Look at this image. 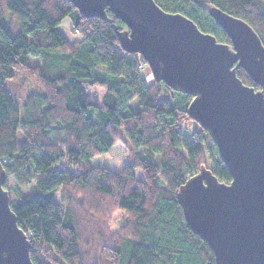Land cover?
Wrapping results in <instances>:
<instances>
[{"label":"trees","instance_id":"obj_1","mask_svg":"<svg viewBox=\"0 0 264 264\" xmlns=\"http://www.w3.org/2000/svg\"><path fill=\"white\" fill-rule=\"evenodd\" d=\"M154 1L231 45L208 13L214 6L249 24L264 44V0ZM107 15L109 21L86 18L68 0H0V162L14 181L5 188L30 258L216 264L187 226L178 193L202 166L226 184L231 175L209 132L189 117L192 97L163 82L148 84L139 71L147 63L120 46L127 27ZM67 18L80 41L60 32ZM30 57L40 63L30 65ZM18 76L37 89L15 94L7 83ZM237 76L260 89L243 69ZM89 87L104 90L100 103L89 100ZM168 93L183 96L182 103L174 105ZM184 120L198 129L189 131ZM119 212L125 219L113 232Z\"/></svg>","mask_w":264,"mask_h":264},{"label":"water","instance_id":"obj_2","mask_svg":"<svg viewBox=\"0 0 264 264\" xmlns=\"http://www.w3.org/2000/svg\"><path fill=\"white\" fill-rule=\"evenodd\" d=\"M86 18L127 27L121 48L139 54L155 82L190 95L189 117L207 130L231 182L202 166L178 193L187 226L212 250L216 264H264V44L245 21L219 8L209 15L231 45L202 32L186 16L165 12L154 0H68ZM243 69L260 87L237 76ZM0 162V264H33L30 240L19 227L5 191Z\"/></svg>","mask_w":264,"mask_h":264},{"label":"rangeland","instance_id":"obj_3","mask_svg":"<svg viewBox=\"0 0 264 264\" xmlns=\"http://www.w3.org/2000/svg\"><path fill=\"white\" fill-rule=\"evenodd\" d=\"M203 2L204 5H207V1L206 0H201ZM59 30L60 32L63 34V36L69 41V42H76V41H80L81 37L79 36L78 33H74V27L72 25V22L69 18L65 19L63 21V23L59 26ZM40 63V60L38 58H34V57H30L29 59V64L34 66ZM142 76L144 79H146V81L148 82V84H151L154 79H153V75L151 73L150 68L147 66H145V69L142 73ZM23 80L20 76H18L16 78L15 81L13 82H8L7 85L9 87V89L11 91H13L15 94H19L20 96H24L26 93H28V91H35L37 89V87L33 84H29L28 82L25 83V85H23ZM86 94L88 95L89 100L100 103L102 96L104 94V90L103 89H98V88H92L89 87L86 89ZM169 97L172 96V100H173V104L174 105H180L183 101V96H180L178 94H175L174 96L169 94ZM135 105V104H134ZM184 126L189 130V131H193L198 129V126L196 125L195 122H190L189 120H184ZM200 128V126H199ZM24 137L22 134H19V140H23ZM136 175L138 177H141V172L139 170L136 171ZM13 179H8L6 181V187L10 188L12 186L13 183ZM57 199L59 200V196H57ZM125 216L122 213H117L115 214V216L113 217L112 223H111V230L113 232H117L123 222H124Z\"/></svg>","mask_w":264,"mask_h":264},{"label":"built area","instance_id":"obj_4","mask_svg":"<svg viewBox=\"0 0 264 264\" xmlns=\"http://www.w3.org/2000/svg\"><path fill=\"white\" fill-rule=\"evenodd\" d=\"M139 71H144V68L142 66L139 67Z\"/></svg>","mask_w":264,"mask_h":264},{"label":"snow or ice","instance_id":"obj_5","mask_svg":"<svg viewBox=\"0 0 264 264\" xmlns=\"http://www.w3.org/2000/svg\"><path fill=\"white\" fill-rule=\"evenodd\" d=\"M5 191H7V189H5Z\"/></svg>","mask_w":264,"mask_h":264}]
</instances>
